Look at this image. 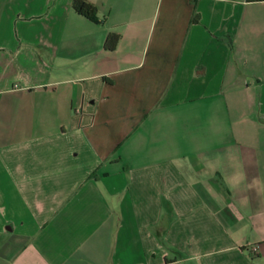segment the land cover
<instances>
[{"label":"crops","instance_id":"0c3cea01","mask_svg":"<svg viewBox=\"0 0 264 264\" xmlns=\"http://www.w3.org/2000/svg\"><path fill=\"white\" fill-rule=\"evenodd\" d=\"M87 1L0 0V264H264V2Z\"/></svg>","mask_w":264,"mask_h":264},{"label":"trees","instance_id":"16d2710c","mask_svg":"<svg viewBox=\"0 0 264 264\" xmlns=\"http://www.w3.org/2000/svg\"><path fill=\"white\" fill-rule=\"evenodd\" d=\"M250 2H264V0H249ZM73 9L76 13L81 16L86 17L92 22L98 23V8L94 4L90 3L87 0H73ZM199 15H196L193 22H198ZM120 34L111 33L106 42H105V50L114 51L116 50L118 43L120 41Z\"/></svg>","mask_w":264,"mask_h":264},{"label":"built area","instance_id":"2783aa9c","mask_svg":"<svg viewBox=\"0 0 264 264\" xmlns=\"http://www.w3.org/2000/svg\"><path fill=\"white\" fill-rule=\"evenodd\" d=\"M252 251L253 252H257L258 251L257 247H255L254 249H252Z\"/></svg>","mask_w":264,"mask_h":264}]
</instances>
